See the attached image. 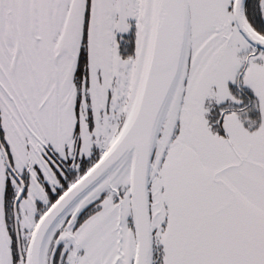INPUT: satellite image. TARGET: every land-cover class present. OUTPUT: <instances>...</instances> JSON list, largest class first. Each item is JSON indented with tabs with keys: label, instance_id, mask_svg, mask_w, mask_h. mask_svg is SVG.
Here are the masks:
<instances>
[{
	"label": "snow or ice",
	"instance_id": "1",
	"mask_svg": "<svg viewBox=\"0 0 264 264\" xmlns=\"http://www.w3.org/2000/svg\"><path fill=\"white\" fill-rule=\"evenodd\" d=\"M0 264H264V0H0Z\"/></svg>",
	"mask_w": 264,
	"mask_h": 264
}]
</instances>
